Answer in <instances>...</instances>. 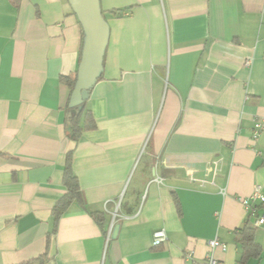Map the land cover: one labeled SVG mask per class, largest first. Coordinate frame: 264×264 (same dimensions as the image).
<instances>
[{
  "label": "crops",
  "instance_id": "crops-1",
  "mask_svg": "<svg viewBox=\"0 0 264 264\" xmlns=\"http://www.w3.org/2000/svg\"><path fill=\"white\" fill-rule=\"evenodd\" d=\"M99 4L108 40L84 105L95 128L74 142L59 81L80 63L69 0H0V264H203L214 238L227 245L218 264H237L244 224L262 249L246 264L260 262L261 226L237 198L264 193V131L252 141L264 0ZM68 151L84 206L71 203L51 235Z\"/></svg>",
  "mask_w": 264,
  "mask_h": 264
},
{
  "label": "trees",
  "instance_id": "trees-1",
  "mask_svg": "<svg viewBox=\"0 0 264 264\" xmlns=\"http://www.w3.org/2000/svg\"><path fill=\"white\" fill-rule=\"evenodd\" d=\"M81 32H82V45H83L82 28H81ZM81 51H82V46H81ZM80 59H81V52H80ZM76 77H77V72H75L72 75L61 76L59 78L60 83L62 85H65L69 89L70 96L76 83ZM84 105L85 102L83 103V110L80 113V115H76L77 108H70L68 106L69 111L71 113L70 115H68L66 119V128L68 130V135L70 139L73 140L74 142H77L79 140L83 132L95 128V123L90 113L85 110ZM62 184L65 187V193L62 197H60L56 201V203L54 204L51 210V214L53 217V229L51 235H54L56 233L58 221L60 217L67 211L71 203L76 202L82 207L84 206L78 180L72 170V151H68L65 156ZM174 201L179 212V203L176 198H174ZM91 217L94 219L96 224L101 226L103 222V217L101 213H91ZM238 233L239 235L237 241L241 249V255L239 260L237 261V264H246L247 261L251 259L258 260L262 255V249L260 245L255 241L254 229L249 227L247 224H244V226L238 230ZM46 260H47V256L46 254H43L38 258L20 264H44Z\"/></svg>",
  "mask_w": 264,
  "mask_h": 264
},
{
  "label": "water",
  "instance_id": "water-1",
  "mask_svg": "<svg viewBox=\"0 0 264 264\" xmlns=\"http://www.w3.org/2000/svg\"><path fill=\"white\" fill-rule=\"evenodd\" d=\"M83 31L81 59L77 69L74 89L69 100L70 108L83 110L89 92L100 77L108 40V26L103 19L99 0H69Z\"/></svg>",
  "mask_w": 264,
  "mask_h": 264
},
{
  "label": "built area",
  "instance_id": "built-area-1",
  "mask_svg": "<svg viewBox=\"0 0 264 264\" xmlns=\"http://www.w3.org/2000/svg\"><path fill=\"white\" fill-rule=\"evenodd\" d=\"M250 62H246V65H249ZM264 131V122H256L254 125V131L252 135V141H256L259 134ZM157 181V180H156ZM159 181V180H158ZM237 201L242 204L250 217L255 219L254 226L260 227L264 225V215H256L255 209H251L252 203H258L260 205L264 204V193L260 186H255L254 190L250 197L248 198H237ZM166 240L165 233L163 231L157 232L153 236L152 246H160ZM208 254L205 256L203 264H218L217 260L213 256L215 250H220L221 252L227 251V245L220 242L217 238L207 241ZM186 258H192V252H187L185 255Z\"/></svg>",
  "mask_w": 264,
  "mask_h": 264
},
{
  "label": "rangeland",
  "instance_id": "rangeland-1",
  "mask_svg": "<svg viewBox=\"0 0 264 264\" xmlns=\"http://www.w3.org/2000/svg\"><path fill=\"white\" fill-rule=\"evenodd\" d=\"M259 215H264V208H263L262 212L259 213ZM255 230H256V235H259L260 236L261 245H262L263 254H264V225L261 226L260 228H255ZM250 264H264V256L262 257V259L260 260V262L251 261Z\"/></svg>",
  "mask_w": 264,
  "mask_h": 264
}]
</instances>
